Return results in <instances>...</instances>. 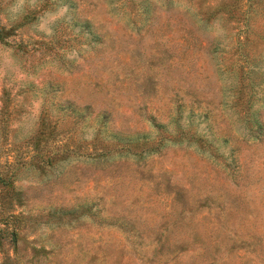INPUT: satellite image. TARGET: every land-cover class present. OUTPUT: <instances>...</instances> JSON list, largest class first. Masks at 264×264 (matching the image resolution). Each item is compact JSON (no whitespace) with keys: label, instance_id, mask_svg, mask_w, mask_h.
Here are the masks:
<instances>
[{"label":"rangeland","instance_id":"rangeland-1","mask_svg":"<svg viewBox=\"0 0 264 264\" xmlns=\"http://www.w3.org/2000/svg\"><path fill=\"white\" fill-rule=\"evenodd\" d=\"M0 264H264V0H0Z\"/></svg>","mask_w":264,"mask_h":264}]
</instances>
